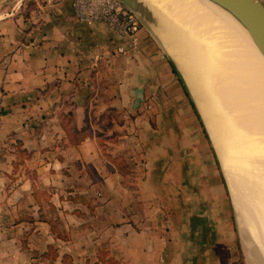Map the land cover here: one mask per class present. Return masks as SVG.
<instances>
[{"label": "crops", "instance_id": "0c3cea01", "mask_svg": "<svg viewBox=\"0 0 264 264\" xmlns=\"http://www.w3.org/2000/svg\"><path fill=\"white\" fill-rule=\"evenodd\" d=\"M143 41L134 53L106 24L80 22L72 0H0V208L26 209L46 187L68 225L99 223L54 264H105L102 251L116 264H235L234 209L211 140L169 59ZM44 206L19 224L45 228ZM17 238L27 236L16 247L0 238V264L45 251Z\"/></svg>", "mask_w": 264, "mask_h": 264}, {"label": "bare ground", "instance_id": "6f19581e", "mask_svg": "<svg viewBox=\"0 0 264 264\" xmlns=\"http://www.w3.org/2000/svg\"><path fill=\"white\" fill-rule=\"evenodd\" d=\"M145 1L149 5L154 2V0L153 2ZM155 2L163 3L168 8L170 16L176 19L178 25L181 26L180 34L186 33V38L192 44V52L201 57L203 62L201 64L206 67L204 75L212 77L214 80H220L219 84L222 83L221 89H218L221 90L219 93H224L229 99L228 103H231L229 106L228 103L226 104L228 107H225L226 105L221 107L222 109L227 108V112H222V118L230 116L231 126L234 123L236 128L238 127L235 130L237 139H232L230 131L222 135L223 133H220L219 127L216 125L217 121L214 122L212 118H209V104H206L202 97L198 101L208 122V132L214 139L216 151L222 163V170L233 196L239 227L243 231H251L254 225L253 221L251 223L248 220L251 217L257 222L256 225L261 224V228L264 229V58L244 27L226 10L210 0H155ZM159 11L162 12V10ZM171 33L173 32L171 31ZM165 40L174 52L180 66L185 68L183 74L193 97L199 98L198 94L200 95L202 88L200 90L201 86L198 85L192 63H189L188 60L181 63L180 58L178 59L177 49L178 53L180 49L175 46V37L173 41ZM230 76L232 80H230ZM211 80H208L209 82L206 84V89L209 92L215 91ZM222 109L220 111H225ZM211 116L213 115L211 114ZM240 120L244 121L240 122ZM223 139L230 143L229 146L235 154L234 160L226 154ZM240 193L244 194L243 200ZM257 237L259 238V236ZM247 241H245L246 244ZM249 244L251 245V243Z\"/></svg>", "mask_w": 264, "mask_h": 264}, {"label": "rangeland", "instance_id": "374dc122", "mask_svg": "<svg viewBox=\"0 0 264 264\" xmlns=\"http://www.w3.org/2000/svg\"><path fill=\"white\" fill-rule=\"evenodd\" d=\"M151 1L153 2V0H151ZM201 3H207V2H201ZM162 4L163 3H157L154 0V2L151 3L150 5L152 6L153 9L156 10V12L159 15L160 14L162 15V16L161 15L160 16L162 17V19H161L162 22L165 23V25L162 24V25H164V27L162 29L161 28L158 29L151 21H148V20L142 18V29H141V32H140L141 40L142 41L144 40L143 41L144 43H146V42L147 43L148 42L152 43V46L157 51L161 50L164 53V55L166 56V58L169 59V61H170L171 58H175L177 63H178L180 71L182 73L183 72L185 73V68H182L180 66L179 61L174 56V52H172V50L170 49L169 45H167L166 40H165V39H170V40L173 41L174 37H175V40H174L175 46L179 47V49H180L179 53H178V49H177L178 59L180 58L181 63L183 61H185V60H188L189 63L190 62L192 63V65H193L192 68H193L194 74L197 76V79H198V83H199L198 85L201 86L200 90L202 88V90L200 91V95L198 94L199 98H196L194 96L196 101L201 99V97L204 98V102L206 104L207 103L209 104L208 105V107L210 108V110H209V113H210L209 118H212L214 122L217 121L216 125H218L220 133L222 132L223 133L222 135H224L227 131H230V134H232L231 135L232 139H235V138L237 139V134H236L237 131H235V130H237L238 127L236 128V125L234 123H232L233 126H231V124H230V116H229V118H228V116L222 118V116H223L222 112H227L226 111L227 108H225V107H228L229 104H231V103H228L229 99H227L228 97L224 93H219V92H221V90L219 91L218 89H221V87H222L221 84L222 83L219 84L220 80H217V79L214 80V78H212V77H211L212 78V80H211V78H209V77L204 75V72L206 71V67H205L204 64H201V63H203L201 61L202 60L201 57H198V54L194 55V53L191 50L192 49V44L186 38V33H184V35L180 34V27L181 26L178 25L176 19H174L172 16H170L168 8L164 4L163 5ZM155 5H156V7L154 8ZM162 8H164V9H162ZM159 10H162V12L159 11ZM170 20H171L172 23L170 22ZM166 26H168V27H166ZM171 31L173 33H171ZM175 33L177 34V36H175L176 35ZM196 67H198V68H196ZM201 68H203V69L201 70ZM201 72H203V73H201ZM199 76H201V77H199ZM201 78H202V80H201ZM229 78H230V80H232L231 76ZM208 80H211L212 83L214 84L215 91L212 90L211 92H209L206 89V87H207L206 84H208V82H209ZM187 86H188V89H189V85H187ZM222 94L224 95V97H223ZM204 95H206V96H204ZM191 96L193 97L192 93H191ZM221 96H222V98H221ZM217 98H219L220 100L217 99ZM216 99H217V102L215 101ZM215 103H217V104H215ZM227 103H228V106L226 105ZM197 104H198V107H199V109H200V111H201V113L203 115V118L205 120L207 129L209 131L208 122H207V120H206V118H205V116L203 114L202 106L199 103V101L197 102ZM223 106H225V107L222 109L221 107H223ZM182 107H186V106L182 105ZM220 108L222 110H225V111H220L221 110ZM211 114L214 117L211 116ZM240 118L243 119V117H240ZM221 119H222V121H221ZM244 120H240V122L241 121L243 122ZM196 122L200 123V120L198 119ZM228 125H230V126H228ZM210 136H211V134H210ZM211 138H212V136H211ZM212 141H213V144L215 146L213 138H212ZM223 143L225 144V145L224 144L223 145L225 146L224 150H225L226 154L228 155V157H230V159L234 160L235 154L233 153V149H231V146H229L230 143L224 141V139H223ZM143 153H144V151L143 152L142 151H140V152L137 151L138 163H139ZM219 163H220L219 166L221 168V165H222L221 161ZM96 181H99L100 184H105V182H104V180L102 178L101 179H97L96 178ZM17 183H18L17 178L12 179V180L8 179L7 187L11 188L13 185H16ZM227 190H228V193H229V196H230V202H231V204L233 206V209H234V218H235V224H236L235 225L236 226V234H235L236 240H235V244H234V248H233V255H232L231 259L235 262V264H252V263L253 264H264V229L261 228V224L256 225L255 223H257V222L254 221L250 217L248 220H249V222L251 221V223L253 221V223H254L253 229L251 231H247V232L241 230V228L239 227L238 221H237V212H236V210L234 208L235 206H234V203H233L232 193L230 194L231 191L229 192L228 187H227ZM5 191H6V188H5ZM99 194L100 193H98V195ZM137 194H134L135 200H139V197L142 199L143 197L146 196V194H144V193H142L140 196H138ZM32 195L33 196L29 197V201H28L29 204H28V207H25L26 209H23V210L19 211L20 210L19 208L13 209L11 207V205H7L6 208H0V238H5L6 237V243H5L6 247L12 246L13 238L14 237L15 238L18 237L19 233H23V237L27 236L26 242H24L23 238H22V240H20V238H17L18 243H19V241H22V243H20L21 247H23V249H29L28 251H31V248H30V246H31L34 249L35 254H36L37 251L41 252L40 250H42V248L45 246V244L47 242L46 248L44 249L45 251L39 253V256L37 257V259L35 261L32 262V264H54V262L56 260V257H57L56 255L59 253V250H66V249L71 247V243L67 242V240L70 239L72 241V237L73 236H76V237L78 236L79 237V235H81L83 231L85 233H87V234L89 233V235H91L92 239L99 235L98 230L92 232L93 228L95 229V228H99L100 227L98 222L94 223V224H87V222H86V223H78L76 225H72V224L68 225L66 223V221H65V220H67L66 219V216H67L66 211H67V209H64L63 206H60L59 209L56 208V207L51 209L48 206V200L50 199V196H52V193L46 187H42V189H38L36 192H33ZM106 195L110 199L114 198L113 193H107ZM125 195H128V194L127 193L122 194L123 197H125ZM240 195H241V198L243 200L244 199V194L240 193ZM82 196L83 195L80 194V198H78V196H75L72 199H75L76 201L79 200V202H82L83 199H84ZM116 198H118V197H116ZM90 199L91 200L95 199L97 202H99V199H98V196L96 194V191L92 192V194L90 196ZM122 199L121 198L119 199L120 202H121ZM122 201H124V200H122ZM39 202H41V204L45 205L41 209H42L43 218L48 219V221L50 222V223H48L46 225L47 227L45 226V228H44L39 223H37V224L36 223L35 224L20 223L19 224V222L23 221L24 219H26L28 221H33V218H34L33 213L36 211V209H34L33 206H34V204L39 203ZM67 202H64V203L66 204ZM114 202H117V201L116 200L112 201V203H114ZM70 204H72V202H70ZM80 204L82 205V203H80ZM131 210H132L131 208L129 209V208L125 207L123 209L124 215L132 216L131 214H134L135 212L130 213ZM91 212H94L93 208L91 209ZM96 221L97 220L94 219V222H96ZM46 228H48V231L46 230ZM107 230L108 229H106V226H102V229L100 231L102 233H105V232H107ZM29 236H31L30 239H29ZM257 236H259V238ZM8 237H11L10 241H9ZM245 238L247 240L248 239L249 240L247 241ZM245 241H247V244H246ZM29 242H30V245H28ZM80 243H82V242L80 241ZM249 243H251V245ZM99 246H97V248ZM101 246L108 247L107 245H104V243L101 244ZM12 247H16L15 244ZM248 250L249 251L251 250L249 254H248V252H249ZM12 256H10L9 258L6 257V260H7L6 263H8V264H12V263L18 264V261L20 262L18 257H15L14 255H12ZM63 262L65 264H71L72 260H71V258H68V256H66V258H64Z\"/></svg>", "mask_w": 264, "mask_h": 264}, {"label": "water", "instance_id": "95a60500", "mask_svg": "<svg viewBox=\"0 0 264 264\" xmlns=\"http://www.w3.org/2000/svg\"><path fill=\"white\" fill-rule=\"evenodd\" d=\"M123 1L127 3L133 9V11L140 17L141 21H142V18H144L148 21H151L158 29L160 28L162 29L164 27L165 23L162 22L161 20L162 17L145 0H123ZM210 1L220 6L224 10H226L244 27V29L247 31L248 35L250 36L252 42L256 46L257 50L259 51L261 56L264 58V1L263 0H210ZM132 50L134 51V53H137L136 49H132ZM171 59L175 62L176 66L179 69L176 59L175 58H171ZM180 73L183 76L186 84L188 85L184 74L181 71ZM189 90H190V87H189ZM199 113L201 115L200 110H199ZM203 122H204V119H203ZM204 125L206 127L205 122H204ZM209 137H210V134H209ZM210 140L216 151V148L212 142L211 137H210ZM216 155L220 162V158L218 156L217 151H216ZM221 169H222V165H221ZM225 179H226V176H225ZM226 183L229 189L227 179H226ZM229 192H230V189H229Z\"/></svg>", "mask_w": 264, "mask_h": 264}, {"label": "built area", "instance_id": "2783aa9c", "mask_svg": "<svg viewBox=\"0 0 264 264\" xmlns=\"http://www.w3.org/2000/svg\"><path fill=\"white\" fill-rule=\"evenodd\" d=\"M80 22H102L126 39L132 49L141 50L142 21L123 0H72ZM119 51H127L119 46Z\"/></svg>", "mask_w": 264, "mask_h": 264}, {"label": "trees", "instance_id": "16d2710c", "mask_svg": "<svg viewBox=\"0 0 264 264\" xmlns=\"http://www.w3.org/2000/svg\"><path fill=\"white\" fill-rule=\"evenodd\" d=\"M170 63H171V65H172V69H173V71L178 75L179 80L182 82L183 87H184V89H185V92H186V94L188 95V97H189V99H190L192 105L194 106L196 112L198 113V116H199V119H200V121H201V125H202V127H203V129H204V132H205L206 135L209 137V134H208V131H207L205 125H204L203 119H202V117H201V115H200V113H199V110H198V108H197V106H196V103H195L193 97L191 96V92H190V90L188 89V86H187V84H186V82H185L183 76H182L181 73H180V70L178 69V67L176 66L175 62H174L172 59H170ZM209 139H210V137H209ZM101 143H102V142H101ZM212 148H213V150H214V152H215V149H214L213 145H212ZM215 154H216V152H215ZM216 157H217V155H216ZM217 160H218V157H217ZM218 163H219V160H218ZM219 164H220V163H219ZM105 253H106V252H103V251H102V253H101L102 257L100 256L101 259L105 261V264H116V260H115V258H112V257H106V254H105ZM65 255H66V254H65ZM71 264H73V261H72Z\"/></svg>", "mask_w": 264, "mask_h": 264}]
</instances>
